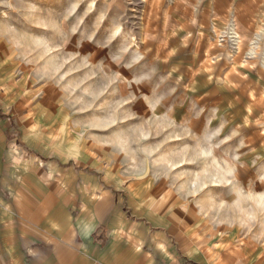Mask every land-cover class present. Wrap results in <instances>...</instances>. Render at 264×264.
Masks as SVG:
<instances>
[{"label":"rangeland","instance_id":"rangeland-1","mask_svg":"<svg viewBox=\"0 0 264 264\" xmlns=\"http://www.w3.org/2000/svg\"><path fill=\"white\" fill-rule=\"evenodd\" d=\"M176 5L0 0V50L29 91L60 114L52 140L61 133L123 181L157 187L159 202L207 241L264 253V94L253 93L247 79H264L263 56L245 48L228 19L207 37L205 61L212 75L223 72L222 99L185 102L189 83L174 82L175 58L161 43ZM176 101L207 111L167 115Z\"/></svg>","mask_w":264,"mask_h":264},{"label":"crops","instance_id":"crops-1","mask_svg":"<svg viewBox=\"0 0 264 264\" xmlns=\"http://www.w3.org/2000/svg\"><path fill=\"white\" fill-rule=\"evenodd\" d=\"M171 16L173 27L161 43L175 58L174 82L189 83L181 93L185 102L222 99L216 96L219 87L227 89L223 72L212 75L205 61L207 37L228 19L264 62V0H177ZM247 79L253 93L264 94L263 78ZM206 111L176 101L167 115ZM57 116L0 50V264H264L263 252L207 241L159 202L157 187L123 181L61 133L52 140Z\"/></svg>","mask_w":264,"mask_h":264},{"label":"built area","instance_id":"built-area-1","mask_svg":"<svg viewBox=\"0 0 264 264\" xmlns=\"http://www.w3.org/2000/svg\"><path fill=\"white\" fill-rule=\"evenodd\" d=\"M229 34H231V36H233L234 38H237L238 37V34L236 31H231Z\"/></svg>","mask_w":264,"mask_h":264}]
</instances>
